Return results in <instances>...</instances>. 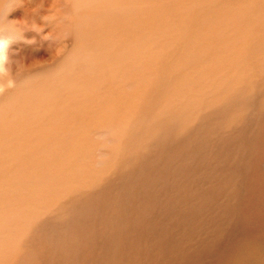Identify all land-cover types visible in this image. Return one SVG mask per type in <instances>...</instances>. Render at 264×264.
Here are the masks:
<instances>
[{"label": "bare ground", "instance_id": "1", "mask_svg": "<svg viewBox=\"0 0 264 264\" xmlns=\"http://www.w3.org/2000/svg\"><path fill=\"white\" fill-rule=\"evenodd\" d=\"M0 46V264H264V0H0Z\"/></svg>", "mask_w": 264, "mask_h": 264}, {"label": "rangeland", "instance_id": "2", "mask_svg": "<svg viewBox=\"0 0 264 264\" xmlns=\"http://www.w3.org/2000/svg\"><path fill=\"white\" fill-rule=\"evenodd\" d=\"M35 1V0H34ZM31 25V24H30ZM28 26V28H31V29H29V31H31V32H33L34 33V30H33V28H32V26ZM39 25V24H38ZM49 31H51L50 30V28H49ZM53 42H54V40H53ZM53 42H51V45L53 46L54 44H53ZM16 46H18V47H22V46H27V47H29V45L27 44V43H23V42H18L17 44H16ZM263 194V193H262ZM263 201V198H261L260 196L258 197V198H256V202H262ZM264 202V201H263Z\"/></svg>", "mask_w": 264, "mask_h": 264}, {"label": "clouds", "instance_id": "3", "mask_svg": "<svg viewBox=\"0 0 264 264\" xmlns=\"http://www.w3.org/2000/svg\"><path fill=\"white\" fill-rule=\"evenodd\" d=\"M0 47H2V46H0Z\"/></svg>", "mask_w": 264, "mask_h": 264}]
</instances>
